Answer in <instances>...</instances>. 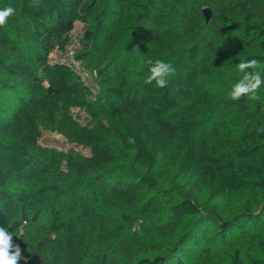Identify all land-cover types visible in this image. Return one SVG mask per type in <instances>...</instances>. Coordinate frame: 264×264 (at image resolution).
<instances>
[{"label": "trees", "instance_id": "obj_1", "mask_svg": "<svg viewBox=\"0 0 264 264\" xmlns=\"http://www.w3.org/2000/svg\"><path fill=\"white\" fill-rule=\"evenodd\" d=\"M8 5L0 227L19 264H264V86L229 97L239 62L264 76V0ZM79 23L94 88L49 63ZM156 59L176 70L165 88L144 83ZM44 131L71 147L41 145Z\"/></svg>", "mask_w": 264, "mask_h": 264}, {"label": "clouds", "instance_id": "obj_2", "mask_svg": "<svg viewBox=\"0 0 264 264\" xmlns=\"http://www.w3.org/2000/svg\"><path fill=\"white\" fill-rule=\"evenodd\" d=\"M34 6L39 7L40 0H32ZM16 15V9L13 6L0 7V28H5L10 18ZM148 74L145 76L144 83L148 85L154 84L158 88H165L170 77L175 74V67L171 62L162 59L147 61ZM259 61L256 59L244 60L238 63L237 69L242 73V77L231 86L229 97L233 101H239L247 98L251 101L260 99L259 92L264 86V76L259 68ZM253 70V71H250ZM259 133H264V126L257 129ZM128 143L134 144L135 139L128 138ZM17 236L15 232H10L7 228L0 227V264H19L22 259L21 248L13 242V237ZM18 237V236H17Z\"/></svg>", "mask_w": 264, "mask_h": 264}, {"label": "built area", "instance_id": "obj_3", "mask_svg": "<svg viewBox=\"0 0 264 264\" xmlns=\"http://www.w3.org/2000/svg\"><path fill=\"white\" fill-rule=\"evenodd\" d=\"M73 31L72 37L65 50L61 53L53 54L49 57V63L67 65L81 78L83 82L88 84L92 80L90 73L81 69L80 61L77 60L78 46L84 37L86 24H78Z\"/></svg>", "mask_w": 264, "mask_h": 264}, {"label": "rangeland", "instance_id": "obj_4", "mask_svg": "<svg viewBox=\"0 0 264 264\" xmlns=\"http://www.w3.org/2000/svg\"><path fill=\"white\" fill-rule=\"evenodd\" d=\"M79 25L77 24V27ZM57 53H54L53 55L56 56ZM80 67L81 69H83L84 71H86L83 63H80ZM88 85L90 87H93V81L91 80L90 82H88ZM82 122H84V120H82ZM41 145L43 146H48V147H54L60 150H68L71 145H69L65 139H63L60 135H58L57 133H53V132H49V131H44L40 140ZM77 150L81 153H83L84 155H88L89 151L88 150H84L82 148H77Z\"/></svg>", "mask_w": 264, "mask_h": 264}, {"label": "water", "instance_id": "obj_5", "mask_svg": "<svg viewBox=\"0 0 264 264\" xmlns=\"http://www.w3.org/2000/svg\"><path fill=\"white\" fill-rule=\"evenodd\" d=\"M203 15L205 17L206 22H208L212 14H211V11L208 8H206L203 10ZM139 225H140V222H137L135 225V229H138Z\"/></svg>", "mask_w": 264, "mask_h": 264}]
</instances>
